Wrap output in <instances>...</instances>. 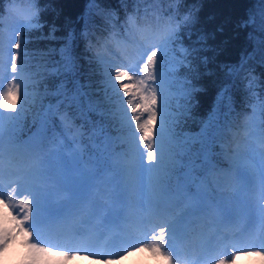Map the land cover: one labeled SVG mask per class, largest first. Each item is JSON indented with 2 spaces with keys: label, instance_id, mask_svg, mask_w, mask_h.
Wrapping results in <instances>:
<instances>
[{
  "label": "snow or ice",
  "instance_id": "snow-or-ice-1",
  "mask_svg": "<svg viewBox=\"0 0 264 264\" xmlns=\"http://www.w3.org/2000/svg\"><path fill=\"white\" fill-rule=\"evenodd\" d=\"M128 23L138 70L133 74L122 68H105V100L115 103V110L106 109L101 99H93L85 91L91 85L81 84L78 78L72 79L71 89L65 86L67 78L77 77L79 69L73 51L76 37L69 33L59 49L61 62L47 69L51 75L65 77L51 93L58 99L46 107L40 103L41 110L36 113L41 117L39 128L23 143L16 130L30 106L48 93H39L35 87L29 93V84L38 81L32 80L22 61L28 54L21 51L25 42L17 36L7 65L12 75L6 88L0 84V202L6 208L22 210L16 216L17 227L28 237L35 234V242H26L30 249L66 261L81 255L99 259L88 249L95 235L127 231L140 224L150 227L147 235L151 242L131 244L132 252L149 251L165 264H186L184 249L192 239V225L209 214L226 225L242 217L259 224L264 251V133L258 152L248 153L237 146L217 153L218 143L223 148L227 113L222 119L216 112L205 122L197 141L200 147L193 151L191 142L181 140L177 132L179 117L187 113L198 90L192 80L176 77V63L169 59L170 45L179 39L178 27L168 22L162 31L153 33L138 28L135 17H129ZM256 24V18L250 16L245 26ZM41 27L35 13L24 25ZM258 31L259 37L249 35L264 51V11ZM51 35L55 39L54 28ZM82 36L87 39L88 32ZM182 51L187 55V49ZM234 71L230 69V73ZM219 100L223 107L231 108L227 87ZM19 101L18 114H4L16 113ZM173 102L182 111H170ZM108 119L118 122L119 136L107 131ZM24 156L31 163L18 162ZM101 176L105 178L102 190L97 184ZM250 190L258 195L255 206L245 199ZM10 241V233L0 232V253ZM127 254L125 250L118 258ZM240 255L252 252L237 249L218 264H235Z\"/></svg>",
  "mask_w": 264,
  "mask_h": 264
},
{
  "label": "trees",
  "instance_id": "trees-1",
  "mask_svg": "<svg viewBox=\"0 0 264 264\" xmlns=\"http://www.w3.org/2000/svg\"><path fill=\"white\" fill-rule=\"evenodd\" d=\"M12 6L28 9L30 16L35 13L43 25L39 29H24L21 39L25 43L21 51L28 54L22 57L28 73L32 80L38 81L35 85L29 84V93L33 87L39 93L45 90L48 93L30 106L27 118L16 130L17 139L34 136L41 120L36 115L41 110L40 103L46 107L58 99L51 93L65 77L51 75L47 69L61 62L59 49L69 33L76 37L73 51L79 58V69L77 77L69 76L65 86L71 89L72 79L78 78L81 84L91 85L85 91L93 99L99 98L106 109L115 110V103L105 100V70L100 57L109 39L128 37L132 30L129 17H135L138 28H148L153 33L168 22L178 27L179 39L170 45L177 67L175 75L179 80H192L198 90L187 113L179 117L177 132L182 140L191 142L193 151L200 147L197 141L205 122L216 112L221 113L222 119L227 113L222 141L225 147L253 121L256 130L264 133V51L249 35H261L258 25L264 0H96L95 4L92 0H0V34ZM250 16L256 18L257 24L246 27ZM53 28L55 39L51 35ZM84 31L88 32L87 39L82 36ZM182 49H187V55ZM230 69L237 71L230 73ZM226 87L232 97L231 108L223 107L219 100ZM180 111L175 105V112ZM105 122L109 125V134L120 135L117 121ZM83 142H87L86 137ZM220 146L221 143L216 145L217 153L221 152ZM227 163L223 161L225 166Z\"/></svg>",
  "mask_w": 264,
  "mask_h": 264
},
{
  "label": "rangeland",
  "instance_id": "rangeland-1",
  "mask_svg": "<svg viewBox=\"0 0 264 264\" xmlns=\"http://www.w3.org/2000/svg\"><path fill=\"white\" fill-rule=\"evenodd\" d=\"M26 22L27 17H24L21 12L14 13L11 10L4 21L5 29L3 28V33L0 34V84L5 88L12 75L10 69L7 67L10 60L9 53L15 51L12 45L17 36L22 37ZM22 29L23 31H21ZM119 44H122V42L116 41L114 46L110 47V52L108 50L104 51L103 56L100 57L104 65V70L106 67L122 68L136 74L138 69L135 65V46H118ZM171 58L173 56L171 55V51H169V59ZM165 70L167 71V64ZM21 103L22 101L17 103L16 113L5 111L4 114H18V108ZM170 111L175 112V102L172 103ZM253 122L250 123V127L245 134L246 136L237 139V142L234 143L235 145L233 147L235 148L230 147L226 151H233L237 146L248 153L258 152L260 150L261 133L256 130V124ZM154 127L158 131L159 119ZM117 132L120 134V130H117ZM30 138L32 137L23 140L20 139V142L29 141ZM18 162L23 164L31 163L27 156L18 158ZM103 182V178L98 177L97 184L101 190L103 189ZM20 198L22 197H17V199ZM245 199L251 206H255L258 203L257 193L251 190L246 194ZM21 212L22 210L19 207L9 209L4 206L3 202H0V232L6 230L11 235V241L7 249L3 253H0V264H165L163 259L153 255L149 251H131V244L145 240L151 242L147 235L150 227L140 224H133L127 231H112L110 233L101 231L95 235L89 241L88 249L91 253L98 255L100 257L99 259L87 258L81 255L70 261H66L62 257L37 253L26 244L29 241L35 242V234L28 237L20 233L17 227L19 221L16 219V216ZM208 217L214 219L212 221L213 225L210 224L208 228H195L197 231H201L205 237L203 242L201 241V237H203L201 233L197 234L198 237L195 238L197 239L196 245L201 244V247L195 248V245L186 246V250L184 251L186 264H218L220 258L226 259L227 256H230L237 249H248L252 252V255L238 256L235 264H264V251L261 250L259 224L253 225L249 219L242 217L232 224L226 225L215 215L209 214ZM203 244L209 247H203ZM125 250L129 254L124 255L123 258H118ZM257 252L260 255H257Z\"/></svg>",
  "mask_w": 264,
  "mask_h": 264
}]
</instances>
